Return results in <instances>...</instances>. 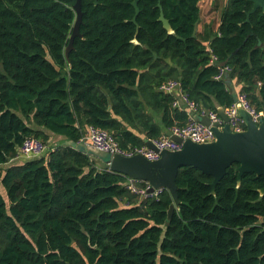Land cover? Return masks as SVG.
<instances>
[{"label":"trees","instance_id":"trees-1","mask_svg":"<svg viewBox=\"0 0 264 264\" xmlns=\"http://www.w3.org/2000/svg\"><path fill=\"white\" fill-rule=\"evenodd\" d=\"M75 1L0 0V264H264V175L245 173L237 186L233 163L213 194L211 176L180 167L167 224L166 189L141 198L74 146L88 125L126 148L185 123L158 89L170 78L210 110L245 92L264 122V62L237 58L245 47L231 6L216 30L198 31L200 0H160L168 33L157 0L138 1L137 31L132 0H81L82 37L67 60ZM209 48L232 68L224 79H214ZM50 135L71 144L17 161L25 137Z\"/></svg>","mask_w":264,"mask_h":264},{"label":"water","instance_id":"water-1","mask_svg":"<svg viewBox=\"0 0 264 264\" xmlns=\"http://www.w3.org/2000/svg\"><path fill=\"white\" fill-rule=\"evenodd\" d=\"M139 0H132L131 5L134 8V15L131 22L136 24V16L139 13ZM96 4L97 1L94 0ZM159 9L158 21L162 23L164 29L168 33H173L168 19L165 18L160 0H157ZM75 11V20L69 35V42L65 47V57L69 58V52L73 48L75 37H82L80 33V24L82 22L81 0H76L72 6ZM138 25L136 24V31ZM133 42H136L133 39ZM239 115L243 118L245 128L240 131H232L228 124V117L224 113L222 106L217 107L218 114L222 117L225 124L218 128L216 124L210 126L215 134V139L209 142L196 143L190 139L183 140L175 136L170 130L165 131L167 136L180 142L182 148L177 151L161 150L160 157L157 160L149 161L140 154L132 156H123L120 154H110L107 158H99L95 154L90 155L93 163L103 170L119 173L128 178L140 179L148 181L151 185L150 191L156 188L166 189L173 203L168 210V221L172 218L175 208L179 205L177 196L176 176L178 170L182 166H192L200 170L203 174L211 176L212 181L211 193L214 194L215 185L225 175L226 169L233 163H237L235 167L237 172V186L245 173H255L257 176L264 175V122L255 123L250 114L245 111L240 104L237 105ZM198 122L204 125H210L207 116H195ZM145 144L154 149L155 146L149 139L145 140ZM79 149H86L83 143L74 145ZM259 194H264V186L260 188Z\"/></svg>","mask_w":264,"mask_h":264},{"label":"built area","instance_id":"built-area-1","mask_svg":"<svg viewBox=\"0 0 264 264\" xmlns=\"http://www.w3.org/2000/svg\"><path fill=\"white\" fill-rule=\"evenodd\" d=\"M208 57L210 64L216 67L214 75L215 80L224 79L231 72L232 68L229 64L221 62L218 56L208 49ZM158 89L172 96V106L184 110L187 114V121L183 124H174L168 130L175 136L190 139L196 143L209 142L215 139V134L211 130L212 125L216 124L219 129L225 124L217 110H210L200 106L194 99L190 97L188 92L182 88L181 81L176 78L167 79L159 85ZM247 111L257 124L262 121L263 112L258 111L250 103L245 92H238L236 100L228 107H222L224 113L228 117V124L232 131H240L245 128L244 120L239 115L237 105ZM195 116H207L210 125H204L195 119ZM151 143L157 150L148 147L145 143L141 146L121 147L115 139L113 132L95 125H88L81 139L82 143L88 148L95 149L109 154H120L123 156H132L140 154L147 160L153 161L160 157L161 150L177 151L182 148V144L165 133L161 136L150 138ZM48 150L46 142L34 136L25 137L18 146V156L25 159H32L42 156ZM127 189L141 198H157L163 188H156L150 191V183L148 181L128 178L126 182ZM128 205V203H125Z\"/></svg>","mask_w":264,"mask_h":264},{"label":"flooded vegetation","instance_id":"flooded-vegetation-1","mask_svg":"<svg viewBox=\"0 0 264 264\" xmlns=\"http://www.w3.org/2000/svg\"><path fill=\"white\" fill-rule=\"evenodd\" d=\"M221 13L231 6L237 39L245 47L236 48L237 58L258 55L264 62V0H211ZM263 37V38H261Z\"/></svg>","mask_w":264,"mask_h":264},{"label":"rangeland","instance_id":"rangeland-1","mask_svg":"<svg viewBox=\"0 0 264 264\" xmlns=\"http://www.w3.org/2000/svg\"><path fill=\"white\" fill-rule=\"evenodd\" d=\"M198 4L200 8V21L197 25V30L201 31L205 24H210V26L214 30H216L219 25V21H220L219 10L215 7L214 3L211 2V0H200ZM58 144H71V143L67 141L65 142L64 139L62 140L55 135H50V140L47 142L48 149L51 146L54 147L55 145H58ZM86 150H88L92 154H95L99 158H107L110 155L107 152H102V151H98V150L91 149V148H86ZM17 159H18L17 161H21L25 158L19 157ZM17 161L16 160L11 161V163H17ZM0 192L2 193V195L6 196L5 189L2 186H0Z\"/></svg>","mask_w":264,"mask_h":264},{"label":"crops","instance_id":"crops-1","mask_svg":"<svg viewBox=\"0 0 264 264\" xmlns=\"http://www.w3.org/2000/svg\"><path fill=\"white\" fill-rule=\"evenodd\" d=\"M233 83H234L233 86H234L235 89H237V88L239 87V85H240V84H236L234 81H233ZM83 144H84V143H83ZM84 145L86 146V148H88V146H87L86 144H84Z\"/></svg>","mask_w":264,"mask_h":264}]
</instances>
